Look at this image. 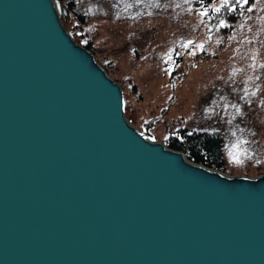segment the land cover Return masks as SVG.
Returning <instances> with one entry per match:
<instances>
[{
  "label": "water",
  "instance_id": "obj_1",
  "mask_svg": "<svg viewBox=\"0 0 264 264\" xmlns=\"http://www.w3.org/2000/svg\"><path fill=\"white\" fill-rule=\"evenodd\" d=\"M0 264H264V174L135 128L54 0H0Z\"/></svg>",
  "mask_w": 264,
  "mask_h": 264
},
{
  "label": "rangeland",
  "instance_id": "obj_2",
  "mask_svg": "<svg viewBox=\"0 0 264 264\" xmlns=\"http://www.w3.org/2000/svg\"><path fill=\"white\" fill-rule=\"evenodd\" d=\"M68 1L63 27L119 84L130 124L162 143L179 127L218 129L217 170L264 174V0L232 5L234 20L214 18L223 0H73L83 22Z\"/></svg>",
  "mask_w": 264,
  "mask_h": 264
},
{
  "label": "trees",
  "instance_id": "obj_3",
  "mask_svg": "<svg viewBox=\"0 0 264 264\" xmlns=\"http://www.w3.org/2000/svg\"><path fill=\"white\" fill-rule=\"evenodd\" d=\"M59 5V0H54ZM206 3L211 0H205ZM251 1V0H247ZM244 0H229L226 5H222L220 11L214 16L215 19L227 18L234 20L236 14L235 10H230L232 5H236V8L246 5ZM67 6L76 14L79 21L83 22L85 19V12H80L77 9V2L69 0ZM125 17H132L136 14L133 8L124 9ZM86 48H89V44L85 42L83 44ZM149 127V126H148ZM149 129V128H147ZM165 145L173 149H178L184 152L186 157L194 162L201 163L205 166L221 169L223 168V147L224 139L223 134L218 129H187L185 127H179L176 129L165 141Z\"/></svg>",
  "mask_w": 264,
  "mask_h": 264
},
{
  "label": "snow or ice",
  "instance_id": "obj_4",
  "mask_svg": "<svg viewBox=\"0 0 264 264\" xmlns=\"http://www.w3.org/2000/svg\"><path fill=\"white\" fill-rule=\"evenodd\" d=\"M237 2L239 3V0H237ZM223 3L226 5V4L228 3V0H223ZM244 3H247V0H244ZM230 10H235V9L233 8V9H230ZM249 10H251V9H249ZM215 11L219 12L220 9L217 8V9H215ZM202 14H203V15H207V12L202 13ZM223 26H224V25H223V22H221V27H223ZM189 43H191V42H189ZM200 47H202V46H200ZM236 162L239 163L240 161L237 160ZM257 163H259V161H257Z\"/></svg>",
  "mask_w": 264,
  "mask_h": 264
}]
</instances>
